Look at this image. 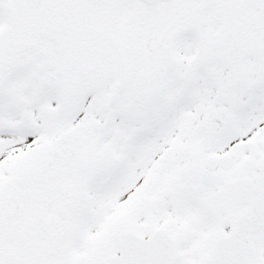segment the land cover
Listing matches in <instances>:
<instances>
[{
  "label": "snow or ice",
  "instance_id": "1",
  "mask_svg": "<svg viewBox=\"0 0 264 264\" xmlns=\"http://www.w3.org/2000/svg\"><path fill=\"white\" fill-rule=\"evenodd\" d=\"M0 264H264V0H0Z\"/></svg>",
  "mask_w": 264,
  "mask_h": 264
}]
</instances>
